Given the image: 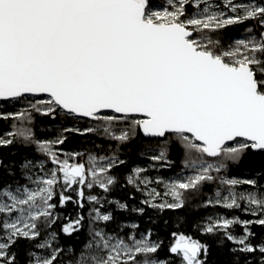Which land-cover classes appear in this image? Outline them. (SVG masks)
Wrapping results in <instances>:
<instances>
[{
	"label": "snow or ice",
	"instance_id": "6c2138e0",
	"mask_svg": "<svg viewBox=\"0 0 264 264\" xmlns=\"http://www.w3.org/2000/svg\"><path fill=\"white\" fill-rule=\"evenodd\" d=\"M167 5L149 10V0H0V100L47 94L49 99L30 107L43 115L54 117L58 108L100 121L104 134L121 143L129 141L136 129L150 137L174 136L184 150L183 163L190 174L166 183L164 195L172 198L171 203H143L179 209L187 193L216 179L212 173L225 169V161L239 163L249 149L264 151V0H222L215 6L209 0H167ZM249 20L256 22L255 30L248 27L246 37L227 47L209 35ZM104 110L114 114L101 115ZM130 114L146 118L117 128L119 123L128 122ZM8 118L21 124L14 125L8 137L34 142L57 167L34 181L33 188L13 191L0 185V264H55L60 248H52L46 257L29 253L25 261L19 260L13 248L20 239L39 238L41 223L50 226L54 222L51 201L58 183L62 181L65 190L82 185L108 191L115 183L109 173L123 161L115 155L89 156L87 166L61 161L53 145L64 142L63 134L56 140H36L32 129L22 126L31 120L27 110L0 113V119ZM70 131L80 130L64 129ZM236 138L247 142H237ZM228 142L235 146H228ZM11 143L13 139L0 138V146ZM205 157L217 159L209 162ZM151 159L164 161L166 148ZM24 167H30V162ZM143 171L133 169L134 175L127 182L135 184ZM139 182L150 183L147 179ZM220 183L229 186V194L218 190L216 199L207 204L234 209L244 201L250 206L244 210L253 216L260 213V217L220 218L204 231L242 225V235L226 231V239L238 246L236 252L258 251L264 264V241L252 243L255 233L250 230L254 224L264 226V190L232 191L241 183L255 188V180L221 178ZM149 195L156 199L160 194L152 189ZM77 196L82 200L84 191L77 190ZM59 197L61 206L71 200L63 191ZM87 199L100 203L95 195ZM112 219L100 208L91 210L90 239L77 253L75 264H165L153 258L159 245L152 243L149 235L141 239L130 236L128 242L96 227ZM82 221V216L69 220L61 231L71 235L81 228ZM36 247L50 248L51 241L45 239ZM170 252L181 256V264H205L201 256L208 248L179 235ZM141 256L143 259H138Z\"/></svg>",
	"mask_w": 264,
	"mask_h": 264
},
{
	"label": "trees",
	"instance_id": "16d2710c",
	"mask_svg": "<svg viewBox=\"0 0 264 264\" xmlns=\"http://www.w3.org/2000/svg\"><path fill=\"white\" fill-rule=\"evenodd\" d=\"M156 2L157 0H149V5ZM192 11L193 9H188L189 13ZM250 26L255 30L256 22L249 20L240 25L228 26L225 29L210 32L209 35L227 47L235 37L244 35ZM30 99L33 101L36 98L24 96L9 101H0L2 105L0 113H12L18 104ZM28 112L31 115V120L24 121L22 126L31 128L36 140H56L63 134L64 142L53 146L62 153L83 152L95 156L113 153L123 163L118 164L110 171L109 175L115 178V183L109 187L108 191L99 187L88 189L84 186L81 188L85 193L82 200L77 196V190H79L77 185H74L72 189L65 190L63 182L58 183L54 188L56 195L51 201L55 205L52 210L53 217H55L54 222L50 226L41 223V235L35 241L20 239L17 242L13 252L19 253V260L25 261L29 253H35L38 256L44 251V248H37L36 245L45 239L50 240L51 235L55 234V239H51L52 247L48 254L50 255L52 248H60L62 251L55 264H75L77 253L90 239L91 210L99 207L103 213L111 214L113 219L109 222H100L96 227L103 228L108 233L120 235L125 239L129 235H149L150 241L159 245L158 251L153 254V258L164 261L165 264H181V256L170 252L175 237L179 235L190 237L207 246V254L201 256L205 264H261V254L258 251L255 253L234 251L238 246L233 241L226 239V230L217 229L212 233L204 231L209 217L215 214L240 215L243 220H255V217L249 214L244 215L237 209L232 210L217 204H207L206 201L215 188V180L205 182L198 191L187 193L184 206L179 209H161L143 203L144 199L141 192L137 190L134 184L127 182V178L135 165H145L149 162L146 154L147 149L158 144H164L169 162L168 168H163L161 174H175L182 167L185 155L183 148L175 141L174 136L147 138L142 135L139 129H136L129 141L121 143L100 132L83 131L90 123H98L99 121L77 118L62 112L58 108L54 117L43 115L34 109ZM14 125L21 126L20 122L15 119H0V137L9 139L7 134L12 132ZM64 129H79L80 131L64 132ZM11 139H13V143L0 146V165H2L0 166V185L5 187L25 183V163L35 161L41 155L34 142H25L23 138ZM205 159L215 161L217 158L205 157ZM225 163L227 165L225 170L229 175H247V177L257 178V181L264 178V151L249 149L246 150V154L239 163L232 161H225ZM217 175H215L216 178ZM62 191L71 197V200L66 201L63 206L59 203V194ZM90 195L97 196L100 203L90 202L87 199ZM80 203L83 204V207L80 206ZM118 204H125L127 207L121 209ZM135 209H143V212L135 211ZM78 216L83 217L81 228L71 235L64 234L61 231L62 227L69 220L77 219ZM250 230L255 233V236L251 238L252 243L257 244L264 241V226L254 224L250 226ZM229 232L235 236H240L243 234V226L230 227Z\"/></svg>",
	"mask_w": 264,
	"mask_h": 264
},
{
	"label": "rangeland",
	"instance_id": "374dc122",
	"mask_svg": "<svg viewBox=\"0 0 264 264\" xmlns=\"http://www.w3.org/2000/svg\"><path fill=\"white\" fill-rule=\"evenodd\" d=\"M234 2L240 3V2H245V0H234ZM209 3H212L215 6L216 4H222V0H209ZM162 7H168L167 0H157L156 3L149 5V10H160V9H162ZM221 10H223V9H221ZM228 14H231V13H228ZM247 35H248V33L246 32L244 35H240V36L235 37L230 44H232L236 39L244 38ZM31 98H36V99L33 101H32V99H30L28 101H24V103L18 104L17 108L12 113L25 111V110L29 111L32 109L30 107L31 104H35L37 101H40V100L49 99V97H46V96H31ZM1 106L2 105L0 104V108H1ZM101 115H113V114L102 113ZM128 119H129V121L127 123L121 122L116 127L117 128H125L128 126V124L131 123L132 120L141 119V118L136 117V116H128L127 120ZM101 123L102 122H100V121L98 123H90V125H88L84 129H87V128L98 129L97 131H94V132H100V133H103V135H105L103 132V129L101 127ZM117 134H118V132H117ZM106 137H108V136H106ZM0 138H3V137H0ZM8 138L11 139L12 137L11 138L8 137ZM51 140H55V139H51ZM237 142H247V141L242 140V139H237ZM228 146H235V145L233 144V142H231L228 144ZM162 148H165L164 144H158L156 146H151L146 151L147 157L149 158V162H147L145 165H135L133 167V169H135V168L144 169V171L139 175V178L137 179V182L134 185L136 186L137 190H139L141 192V196L143 197L144 201H146V200L150 201L151 204H155V205H159V204L165 203V202H168V203L172 202V198L170 196L164 195V193L166 191L165 185L167 182H169L173 179H183L186 175L190 174V171L188 169H186L184 167V163H182V167L175 174H173V175H162L161 174L162 169L168 168V166H169L168 165V163H169L168 158L166 157V159L164 161H154L151 159V156L158 155ZM36 149H37V146H36ZM54 150L56 151L59 160L63 161L65 159H67L69 161V163H84L86 166L88 164L89 156H94L97 158L101 157V156H95L94 154H90V153H83L82 152V153L68 154V153H64V152L62 153L55 148H54ZM38 152H39V154L41 153L40 151H38ZM113 155L114 154L111 153V154L103 155V156L111 157ZM208 161L209 162H215L214 160H208ZM56 167H57V165L53 164L51 159L47 155H45L44 153H41L39 159H37L35 161H30V167L26 168V173L24 175L26 178V182L23 184H19V185H9L7 187L11 188V190H13V191H15L17 188L22 189L23 187L33 188V187H35L34 181H36L40 177H45V176L49 175L50 172L52 171V169H54ZM133 169H132V172L130 175H134ZM212 174L214 176L216 174H218V175H217V178L215 179V182H214L215 188L213 190V193L211 194V196L208 197L207 201L210 199L215 200L216 199V193L218 190L220 191V193L222 195H228L229 194V186L222 185L220 183L221 178L237 179V180H241V181H244V180H255V181H257L258 180L255 177H249V176L247 177V175H229L226 173L225 169L221 170L219 173L213 172ZM144 179L149 180L150 183L145 185V184H142L139 182L140 180H144ZM158 180L163 181V182L157 183ZM77 186H78L79 190L81 188H84V186H82V185H77ZM152 189H155L156 192H158L160 194L158 197H156V199H152V196L149 195V193L151 192ZM262 190H264V178H262L261 181H257L255 188L251 185H247V184H243V183L232 187V191L235 192L236 194L248 193V192H253V191L259 193ZM240 203H241V207L240 208H234V209L239 210L244 215L249 214L250 216L255 217V219L260 217V213H257L255 216H253L251 212H246L244 209L246 207H250V206L247 205L244 201H241ZM213 204H215V203H213ZM148 205L150 206V204H148ZM219 206L223 207L222 205H219ZM223 208H225V207H223ZM226 209H228V208H226ZM234 209H232V210H234ZM220 218H226V219L239 218L240 220H243L240 215L228 216L226 214H215V215L209 217L206 225L208 226L209 224L214 223L216 220H218ZM97 225H99V224H97ZM234 226L235 225H232L230 227H234ZM240 226H242V225H240ZM226 231L229 232V229H227ZM105 232L108 233V231H106V230H105ZM108 234L116 235L120 238H123L122 236L117 235V234H112V233H108ZM145 235L146 234H140L138 236L129 235L128 238L130 236H133L136 239H141ZM128 238L127 239L123 238V239L128 241ZM50 241H51V239H50ZM128 242H130V241H128ZM174 243H175V241L173 242V244ZM50 249H51V247L50 248H44V251H42L38 256H41V257L48 256ZM138 259H143V257L142 256L138 257ZM67 264H73V263H67Z\"/></svg>",
	"mask_w": 264,
	"mask_h": 264
},
{
	"label": "water",
	"instance_id": "95a60500",
	"mask_svg": "<svg viewBox=\"0 0 264 264\" xmlns=\"http://www.w3.org/2000/svg\"><path fill=\"white\" fill-rule=\"evenodd\" d=\"M24 96H46V97H48L47 94H43V93H41V94H25ZM24 96H22V97H24ZM19 98H21V97H19ZM10 100H13V99H10ZM0 101H3V100H0ZM7 101H9V100H7ZM102 113H111V114H114V113L111 112V110H104ZM129 116H136V117H140L141 119H145L146 118V117L143 116V114H130ZM75 117H77V116H75ZM77 118H82V117H77ZM84 119L93 120V119H90V118H84ZM139 131L142 133L143 136H145L147 138H155V137L146 136L141 130H139ZM158 138H160V137H158ZM236 139L245 140L244 138H236ZM229 143H231V142H228V144Z\"/></svg>",
	"mask_w": 264,
	"mask_h": 264
}]
</instances>
